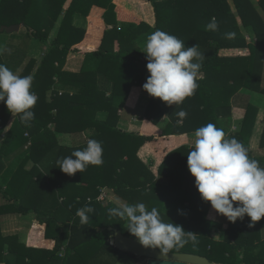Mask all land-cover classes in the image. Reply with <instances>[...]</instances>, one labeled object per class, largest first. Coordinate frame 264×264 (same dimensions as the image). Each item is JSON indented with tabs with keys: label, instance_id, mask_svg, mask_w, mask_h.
Instances as JSON below:
<instances>
[{
	"label": "trees",
	"instance_id": "obj_1",
	"mask_svg": "<svg viewBox=\"0 0 264 264\" xmlns=\"http://www.w3.org/2000/svg\"><path fill=\"white\" fill-rule=\"evenodd\" d=\"M149 1L152 3L155 12V28L160 27L161 22L166 21V19L165 29L168 32H173L176 27L180 29V25H182L178 38L184 40L185 47L197 44L198 50L204 55V60L200 69L203 78L197 81L199 87L194 95L185 98L180 105H168L160 98L154 97L152 105L156 104L157 106L147 108V116L155 123L163 115L167 116L168 124L164 130L165 135L192 134L195 129L206 124L197 123L194 127H191L189 120H194L197 116L196 122L207 116L209 119L211 118L216 127L223 129L227 136L239 140L248 149L249 157L258 161L259 165L264 167V155H253L249 148L248 138L246 137L244 140L241 135V132L243 134L249 124H252L248 122L251 117L250 109H248L249 113L245 116L243 128L240 132L229 133L216 122L222 115L226 116L230 113V99L239 87L257 88L261 81L264 70V0H258L257 2L253 0H232L235 10L231 8L227 0ZM27 3L28 0H0V14L11 15L4 23L27 21L25 16ZM173 5L177 6V10L174 12L169 10ZM13 8L16 9L14 12ZM211 17H215L218 21L219 28L217 31L205 30V25ZM227 32H235V39H226L224 33ZM246 33L249 35L248 37L245 36ZM75 35H78V33ZM32 36L41 42L47 40V34L40 31L35 32ZM76 38L73 37L72 40H68L64 44H61L59 39L55 38L48 44L50 45L49 51L42 57L32 74L34 62L30 61L31 63H27L22 68L20 76L30 74L33 76L31 90L38 96L36 103L44 106V123L40 120L39 123H34V126L31 125L30 128L24 124L22 125V122L15 123V128L18 126L16 133H11V130L8 131L6 139L1 143L3 149L12 143L23 146L30 140L28 138L30 135L31 145L28 159L33 160L34 165L33 171H26L25 174L29 176V179H33L32 176L36 177L34 182L36 190L41 189L42 184L46 183L45 185L55 186L59 196L66 198L65 203H59L57 197L50 199L52 201L48 203H44L42 197L38 195L35 197L34 205H32L29 199L23 197V191L19 193L12 192L15 195V201L21 200V204L17 205L15 212L20 214L35 212L37 220L46 225V235L53 239L55 244L48 250L22 247L17 251L12 246L5 255L0 256V263L2 264H15L13 260H18L16 264H26L30 259H36L33 264H116L126 255L132 256L131 264H136L138 256L121 251L110 242L114 234L113 230L109 229L110 227H115L122 234L131 236L124 221L108 214V208L111 207V204L106 205L100 213L96 210L89 213L88 224L84 226H81L79 220L75 221L73 215L76 216L77 209L86 204H90L94 208L95 199L101 191L100 188H96V181L98 180L106 181L107 186L113 187L115 190L126 192V196L127 192L138 189L139 192L147 195V200L150 198L148 204L156 206L160 210V204L163 203L161 201L169 200L174 193L170 191L175 190L177 182L184 179V175H178L176 176L177 182H175V176L170 174L168 181L161 185L152 174L146 171L136 156L139 147L144 142L153 140L155 135L123 132L116 127L118 108L113 106L114 90H112L110 96L105 97V84H107V81L100 82L98 80L97 82L96 78V70L101 67L102 61L106 58H103L100 53H88V63L84 65L81 72L73 73L60 70L64 62V56L70 50V46ZM244 48L249 49L248 55L220 56L219 54L222 49ZM134 57L126 56V64L134 63L136 59ZM91 58H93L92 62ZM55 62H58V66ZM237 76H240V78H236ZM226 77H233V79L229 81V78ZM136 78L138 79V76L126 75L127 89L128 85L132 84ZM58 84L63 87L68 85L75 88V92L60 94L58 90L52 89V86L57 85L58 87ZM112 89H114V84H112ZM49 90H51V98L47 100V91ZM47 101L49 102L47 103ZM181 109L187 112V117L182 120L180 125L176 112ZM66 111L69 112L66 114V119L69 122L62 125L59 119L63 117ZM97 111H106L108 113L107 117L104 119L98 118ZM83 118L88 120L84 127H94L93 134L95 136L101 135L103 132H105L103 134L108 133L111 135L110 137L102 134L105 137L104 140L96 139L101 144H105V147L107 146L105 140L108 138L109 142L118 143L117 153L118 151L122 153L119 157L126 156V173L124 170V176L120 171H114V173L116 172L115 177H107L108 171L96 170L94 165H89L85 171L76 172L71 176L59 169L56 163L57 160L69 156L66 152L70 148L57 144L52 130L47 128V123H53L55 130L74 134L81 131L80 126L83 125ZM1 124L4 125L5 120ZM115 135H119V137ZM85 144L75 149L83 148ZM261 145L264 146V131L261 137ZM46 150L47 153H45ZM107 152L109 151L107 150ZM107 156H109L108 153ZM47 158L51 159L48 166L45 167L43 164ZM104 158L102 164H105V162L111 164L116 159V157L111 159L106 156ZM0 160H2V153ZM164 165H166L165 162ZM20 169L24 171L22 167ZM106 170L108 169L106 168ZM158 185L164 190L165 195L170 194L168 198L163 199L156 195V192H162L158 189ZM80 189L82 190L80 200H71L72 193ZM26 193L29 194V189L24 192V194ZM88 198L92 200L88 201ZM151 199H154V201H151ZM198 205L195 204L196 212L204 214L210 207V202H205V211L203 208L198 210ZM46 207L52 210L54 214L48 216L45 213V210H48ZM260 221L261 219L254 222L252 227H249L250 217L245 215L243 219L238 218L235 222L228 221V228L222 234L221 243L214 242L209 238V234H197L198 243L193 245L189 242L194 247L193 251L174 248L170 252H188L202 255L211 262H215V264H264V255L255 257L257 254H249V251L260 243H258L260 236L257 232L258 222L260 223ZM209 224L212 228L220 227V223L210 222ZM66 236H68L66 251L64 254L58 255L59 242L63 241ZM10 237L13 238L14 236L2 237L0 235V247H3L5 243H9ZM261 244H264V240ZM188 248L190 249L189 246ZM86 249L87 251H85ZM13 252H16L17 256L11 257ZM133 258L135 259L133 260Z\"/></svg>",
	"mask_w": 264,
	"mask_h": 264
},
{
	"label": "crops",
	"instance_id": "obj_2",
	"mask_svg": "<svg viewBox=\"0 0 264 264\" xmlns=\"http://www.w3.org/2000/svg\"><path fill=\"white\" fill-rule=\"evenodd\" d=\"M227 1L231 8L235 10L232 0ZM253 1L257 2L258 0ZM14 10L16 9L13 8V12ZM25 10L27 18L25 22L4 23L11 16L8 14L0 18V26L13 24L19 26L15 31H0V34L4 35L0 38V43L2 42L0 46L10 50V52L0 55V63L6 65L19 75L27 63L34 62L32 74L42 57L49 51L50 45L48 44L55 38H58L60 43L64 44L68 40H72L73 37H77L70 46V50L64 56V62L60 68L61 71L79 73L83 70L84 65L88 63V53H100L106 60H103L101 67L96 70V78L97 82L98 80L100 82L107 81V84H105V97L110 96V93L114 90L113 106L118 108L116 127L123 132L155 135L153 140L144 142L137 150L136 156L140 163L161 185L168 181L170 174L175 176L174 181L176 180V176L184 175V179L178 182L177 180L175 181L177 182V186L175 190L170 191L171 193L174 192L170 199L165 201L160 200L164 203L160 204L161 209L159 210L162 218L165 222L179 224L185 231H191L196 235L209 234V238L211 239L215 234L222 236L228 228V220L225 216L216 213L211 208V205L204 214L196 212L195 204H199L198 210L203 208L205 211L204 205L206 201L201 199L194 184L195 177L191 175L187 168V154L191 150V134L165 135L164 130L168 124L167 116L163 115L155 123L146 114L147 108L156 105H152L154 97L142 88L143 83L146 82V77L150 75L146 69V54L143 52L146 39L149 34L157 29L179 37L182 25H180V29L176 27V30L174 29L173 32H168L165 29L166 19V21L161 22L160 27L155 28V12L149 0H28ZM169 10H173L174 12L177 10V6L173 5ZM238 24L241 26L239 21ZM37 31L47 34L46 42H41L32 36ZM77 33L78 35H75ZM245 36L248 37L249 35L246 33ZM219 54L220 56H244L249 54V49H222ZM128 55L130 58L135 56L134 63L126 64L125 60ZM92 61L93 58H91ZM55 64L58 66V62H55ZM263 73L264 70L262 77ZM126 75L138 76V79H134V82L128 85V89ZM226 78H229V81L233 79V77ZM236 78H240V76ZM261 81L257 88L239 87L230 99V113L226 116L222 115L216 120L217 124L227 132H240L243 128L245 116L249 113L248 109H250L251 117L248 122L252 124L248 123L249 126L243 134L241 132V135L244 140L246 137L248 138L250 151L256 156L264 155V146L261 145V137L264 131V86H262ZM112 84H114V89H112ZM52 89L58 90L60 94H72L75 92V88H71L68 85L63 87L58 84V87L57 85L52 86ZM50 96L51 90L47 91V100L51 98ZM32 111L35 114V119L30 122V125L22 123V125L24 124L29 128L31 125L34 126V123H39L40 120L44 123L45 118L43 105L36 103ZM67 113L69 112L66 111L63 117L59 119L62 125L69 122L66 119ZM107 114L106 111H97V117L101 119L106 118ZM85 118H83L84 120L81 119L83 120V125L80 126L81 131L74 134L55 130L53 123H47V128L52 130L57 144L70 148L66 152L69 156L76 147L84 145L88 138L104 140V136L109 135L108 133L103 134L105 133L103 132L104 136L102 134L95 136L93 134L94 127H84L88 122ZM4 120L5 124L2 125L1 123ZM195 120H197V116L194 120H189L191 127H194L197 123L207 124L212 122L211 118L209 119L207 116L200 118L199 122H195ZM18 122H21L19 115L13 116L6 105L0 102V155L2 153V160H0V235L2 237L14 236L13 238L10 237L9 243H5L3 247H0V256L5 255L12 246L17 251L22 247L48 250L55 244L54 240L46 235V225L37 220L35 212H29L28 214L15 212L17 205L21 204V200L15 201V195L12 192L19 193L23 191V197L29 199L32 205H34L35 197L38 195L42 197L41 199L44 203H48L52 201L50 199L56 197L59 203L66 202V198L59 196V192L55 186L43 183L42 188L36 190L34 183L36 177L32 176L33 179H29V176L25 174L26 171H33L34 165V161L28 159L29 147L31 145L30 135L28 137L30 140L23 146L12 143L4 147V149L2 148L1 143L6 139L8 131L11 130V133H16L18 130V126L16 128L14 126ZM181 123L182 121H180V125ZM26 132L25 134L27 135ZM32 135L34 136V134ZM109 136L111 137V135ZM115 136L119 137V135ZM105 141L106 147L102 143L103 159H105L104 156L108 158L113 156L111 159H115V157L116 159L111 164L105 162V164L94 166V168L103 172L108 171L107 177H115L116 172L114 173V171H120L122 176H124V170L126 173V156L119 157L122 153L120 151L117 153L116 148L118 143L109 142V138ZM47 152L46 150L45 153ZM107 153L109 156H107ZM50 159L47 158L43 166L47 167ZM164 162L166 165H164ZM21 167L24 171L20 169ZM181 172H184V174ZM105 182L96 181V188L98 187L101 190L94 203V210L98 211V213L108 204H111V207H117L123 202L135 204L137 202L145 203L146 201V206L149 210L152 207H156L148 204L150 198L147 200V195L142 194L138 189H135L133 192H127L126 196V192L115 190L113 187L107 186L108 183ZM81 184L83 185V183ZM28 189L29 194H24ZM158 189L162 191L156 192L159 198H168L170 194L165 195L160 185H158ZM8 191L9 193H7ZM81 193V189L72 193L71 200H80ZM90 200L92 199L88 198V201ZM151 201H154V199H151ZM46 208L48 210H45V213L48 216L54 214L52 210L48 207ZM178 209L182 210L185 214H178ZM73 219L78 221L79 217L73 215ZM120 220L124 221V224L127 225L126 219ZM210 222L220 223V227L212 228L210 227ZM257 232L260 236L258 240V243L260 242L259 245L250 251L247 250L249 254H257L255 257L264 255V244H261L264 240V217H261L260 223L258 222ZM67 239L68 236L59 242L58 255H62L66 251ZM110 242L112 243V239H110ZM11 255L13 257L16 255V252L11 253ZM17 261L13 260V263L16 264ZM29 261L31 262L28 263ZM29 261L26 264H33L36 259H30ZM213 263L215 264V262Z\"/></svg>",
	"mask_w": 264,
	"mask_h": 264
},
{
	"label": "clouds",
	"instance_id": "obj_3",
	"mask_svg": "<svg viewBox=\"0 0 264 264\" xmlns=\"http://www.w3.org/2000/svg\"><path fill=\"white\" fill-rule=\"evenodd\" d=\"M218 21L211 17L205 30L217 31ZM226 39H235V32L224 33ZM10 52L0 46V55ZM143 52L146 69L150 73L142 88L168 105H180L185 98L194 95L204 55L198 45L185 47L184 40L157 29L148 35ZM33 76H20L0 63V102L13 116L19 115L22 123L30 125L35 119L32 111L38 96L32 89ZM179 121L187 117L183 109L176 112ZM191 150L187 154V168L195 177V187L201 199L210 202L211 208L230 222L245 215L250 217L249 227L264 216V167L251 159L248 149L235 137L213 123L200 126L191 134ZM173 151V150H172ZM59 169L69 176L83 172L89 165L103 163V147L100 141L86 140L83 148L74 150L70 156L57 160ZM162 163V161H161ZM90 204L77 209L81 226L87 225ZM178 214L184 215L182 210ZM110 216L127 220V231L139 244L148 249H158L161 255L191 242L197 244V236L173 222H165L156 207L150 210L143 202L120 203L108 208Z\"/></svg>",
	"mask_w": 264,
	"mask_h": 264
},
{
	"label": "water",
	"instance_id": "obj_4",
	"mask_svg": "<svg viewBox=\"0 0 264 264\" xmlns=\"http://www.w3.org/2000/svg\"><path fill=\"white\" fill-rule=\"evenodd\" d=\"M17 24L0 26V31L7 32L18 29ZM114 234L112 244L121 251L132 253L146 259V264H214L207 257L188 252H168L161 255L158 249H148L141 246L134 237L122 234L117 228L110 227Z\"/></svg>",
	"mask_w": 264,
	"mask_h": 264
},
{
	"label": "rangeland",
	"instance_id": "obj_5",
	"mask_svg": "<svg viewBox=\"0 0 264 264\" xmlns=\"http://www.w3.org/2000/svg\"><path fill=\"white\" fill-rule=\"evenodd\" d=\"M0 15H6L4 13L0 14ZM0 16V18L2 17ZM1 36H4L3 34H0V38ZM2 43V42H1ZM0 43V44H1ZM262 81L261 83L263 84L262 86H264V73H263V77L261 78ZM258 93V92H257ZM255 95H257L256 93H254ZM264 102V101H263ZM127 128H129L127 126ZM133 128V127H132ZM165 179V178H164ZM174 208V207H173ZM212 240H214V242H217V243H221L222 242V236H219L218 234H215L214 236H212ZM188 246L190 247V249L188 248ZM175 249H179V250H183V249H186V250H191L193 251L194 250V247L191 246L189 243L188 244H185L183 247H179V248H175ZM234 252V250H233ZM135 258H133L134 260ZM132 262V256L130 255H126L124 256L122 259H120L116 264H131ZM136 264H146V259L145 258H136Z\"/></svg>",
	"mask_w": 264,
	"mask_h": 264
}]
</instances>
